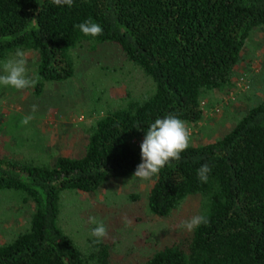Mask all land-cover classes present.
<instances>
[{"label":"trees","instance_id":"1","mask_svg":"<svg viewBox=\"0 0 264 264\" xmlns=\"http://www.w3.org/2000/svg\"><path fill=\"white\" fill-rule=\"evenodd\" d=\"M89 18L102 35L74 27ZM261 27L264 0H73L72 7L0 0V62L17 49L27 52L39 94L45 83L74 76L71 51L87 41L117 44L153 84L148 98L99 119L78 157L47 166L0 150V193L16 192L33 207L29 228L0 244V264H111L109 245L93 242L86 256L64 233L62 195L90 194L134 176L142 162L134 141L157 118L175 113L187 124L202 121L206 95L235 85L234 69ZM249 107L227 134L191 145L155 176L152 215L166 218L197 195L209 223L136 264H264V96ZM204 164L211 168L207 183L197 175Z\"/></svg>","mask_w":264,"mask_h":264},{"label":"rangeland","instance_id":"2","mask_svg":"<svg viewBox=\"0 0 264 264\" xmlns=\"http://www.w3.org/2000/svg\"><path fill=\"white\" fill-rule=\"evenodd\" d=\"M25 54L27 75L36 80L34 62ZM71 56L74 76L61 83H45L40 94L36 84L24 90L0 86L1 151L47 166H53L60 156L78 157L85 151L99 119L153 92L149 76L115 43L87 41L73 49ZM233 82L234 86L206 95L209 107H205L203 120L196 126L188 124L191 145L216 142L233 128L239 113L263 98L264 27L251 34L234 69ZM33 104L39 106L34 114ZM27 115L34 118L22 125ZM143 140L134 141L140 155ZM154 179L131 176L114 179L90 194L65 192L60 203L62 230L82 254L89 256L96 238L91 235L94 225L88 218L96 216L109 230L102 243L110 246L111 264L145 262L152 253L190 234L192 231L181 227L182 222L202 211V198L194 195L166 218L152 215L148 193ZM32 212V205L23 203L16 192L0 193V244L29 228Z\"/></svg>","mask_w":264,"mask_h":264},{"label":"clouds","instance_id":"3","mask_svg":"<svg viewBox=\"0 0 264 264\" xmlns=\"http://www.w3.org/2000/svg\"><path fill=\"white\" fill-rule=\"evenodd\" d=\"M57 6H73V0H52ZM85 36H99L103 33L102 26L91 18L74 25ZM27 58L23 50L17 49L15 55L0 62V86L11 87L16 90H24L34 87L36 80L27 75ZM38 105H31V112L38 111ZM34 118V115H27L21 121L22 125H27ZM192 133L187 122L175 113H169L164 118H157L149 124L145 138L141 144L142 162L138 164L134 177L141 180H151L159 174L161 169L171 163L179 161L181 153L191 146ZM211 168L204 164L197 170L198 178L201 182L207 183L208 174ZM88 222L94 227L91 235L96 238L95 242L100 243L109 235L108 227L102 219L90 216ZM126 223H130L127 219ZM209 223L207 215L198 214L182 222L181 227L191 232L197 227Z\"/></svg>","mask_w":264,"mask_h":264},{"label":"built area","instance_id":"4","mask_svg":"<svg viewBox=\"0 0 264 264\" xmlns=\"http://www.w3.org/2000/svg\"><path fill=\"white\" fill-rule=\"evenodd\" d=\"M243 80V79H242Z\"/></svg>","mask_w":264,"mask_h":264}]
</instances>
